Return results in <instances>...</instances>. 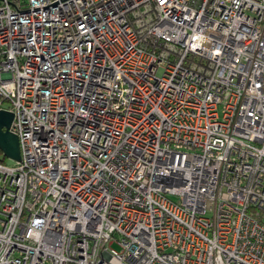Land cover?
Here are the masks:
<instances>
[{"label": "built area", "instance_id": "obj_1", "mask_svg": "<svg viewBox=\"0 0 264 264\" xmlns=\"http://www.w3.org/2000/svg\"><path fill=\"white\" fill-rule=\"evenodd\" d=\"M0 112V264H264V0H0Z\"/></svg>", "mask_w": 264, "mask_h": 264}, {"label": "water", "instance_id": "obj_2", "mask_svg": "<svg viewBox=\"0 0 264 264\" xmlns=\"http://www.w3.org/2000/svg\"><path fill=\"white\" fill-rule=\"evenodd\" d=\"M12 115L0 112V150L4 156L12 161L20 160L18 139L9 132Z\"/></svg>", "mask_w": 264, "mask_h": 264}, {"label": "rangeland", "instance_id": "obj_3", "mask_svg": "<svg viewBox=\"0 0 264 264\" xmlns=\"http://www.w3.org/2000/svg\"><path fill=\"white\" fill-rule=\"evenodd\" d=\"M0 157H1V156H0ZM4 163L7 164V165H14V164H15L14 161H12V160H10V159H8V158H5V159H4ZM171 201L176 202L175 199H171Z\"/></svg>", "mask_w": 264, "mask_h": 264}]
</instances>
